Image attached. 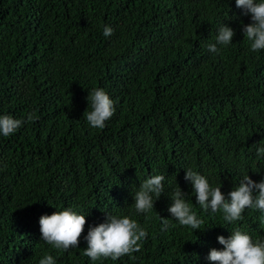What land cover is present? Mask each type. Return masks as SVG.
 <instances>
[{
    "label": "trees",
    "instance_id": "16d2710c",
    "mask_svg": "<svg viewBox=\"0 0 264 264\" xmlns=\"http://www.w3.org/2000/svg\"><path fill=\"white\" fill-rule=\"evenodd\" d=\"M232 0H0V116L25 123L0 135V264H210L217 236L236 229L264 239V212L228 223L196 204L185 170L225 199L244 175L264 178V50L252 51ZM222 24L235 35L208 51ZM108 25L110 37L103 34ZM102 88L115 102L103 129L85 113ZM28 114L35 118L27 121ZM192 134L182 148L175 130ZM162 172L163 201L149 215L123 214L140 184ZM117 182L107 184L103 174ZM179 187L204 223L167 211ZM71 207L85 216L77 248L41 240L39 218ZM126 207V208H127ZM130 211H134L130 209ZM158 214V215H157ZM129 216L148 233L141 251L117 260L84 255L90 226ZM169 219L162 228L160 219Z\"/></svg>",
    "mask_w": 264,
    "mask_h": 264
},
{
    "label": "clouds",
    "instance_id": "9594fccd",
    "mask_svg": "<svg viewBox=\"0 0 264 264\" xmlns=\"http://www.w3.org/2000/svg\"><path fill=\"white\" fill-rule=\"evenodd\" d=\"M238 10V20L250 15L251 23L243 26L244 37L250 42L252 51L264 50V0H232ZM114 32L106 25L103 30L105 37H110ZM234 30L222 24L216 35L215 43L208 44V51L213 54L220 52V46H227L234 37ZM90 101L91 111L85 113L86 121L91 128L103 129L115 114V102L102 88H95L91 95L87 96ZM35 117L28 114L27 121ZM25 123L24 119H17L11 115L0 116V135L5 137L14 134ZM175 144L178 148L184 147L191 140L190 132L179 129L175 130ZM259 157L264 156V142L256 149ZM140 184L138 191L132 199V207L124 205L123 214L149 215L154 208L162 203L165 176L162 172L151 173ZM107 184L117 182L113 173L103 174ZM184 179L190 181L194 190L196 204L204 212L216 213L222 210L225 222L232 223L241 220L242 213L247 209H256L264 212V178L259 182L253 181L248 175H244L239 185L228 193L229 199H225L221 192V184L213 187L208 179L192 170H185ZM186 195L177 186L171 197V204L167 211L172 219L182 226H188L193 230H199L204 221L193 211V204L186 199ZM127 207V208H126ZM133 209L134 211H130ZM158 215V214H157ZM162 228L168 227L169 219L159 217ZM86 224L85 216L73 211L71 207L55 211L50 215H41L39 226L41 240L51 245L54 249L67 251L69 248H77ZM148 233L135 219L129 216L106 215L105 222L96 226H90L84 239L87 247L84 255L92 261L100 258L117 260L122 256L131 255L141 251L143 241ZM217 241L223 246L222 249L212 248L209 250L207 260L210 264H264V239H253L247 232L236 229L228 238L217 236ZM39 264H56L52 255L46 254L39 260Z\"/></svg>",
    "mask_w": 264,
    "mask_h": 264
}]
</instances>
